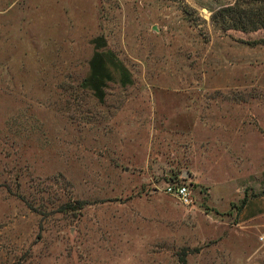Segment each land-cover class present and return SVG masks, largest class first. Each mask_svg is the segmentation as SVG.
Masks as SVG:
<instances>
[{
	"label": "rangeland",
	"instance_id": "obj_1",
	"mask_svg": "<svg viewBox=\"0 0 264 264\" xmlns=\"http://www.w3.org/2000/svg\"><path fill=\"white\" fill-rule=\"evenodd\" d=\"M232 3L0 0V264H264V29L213 27Z\"/></svg>",
	"mask_w": 264,
	"mask_h": 264
},
{
	"label": "trees",
	"instance_id": "obj_2",
	"mask_svg": "<svg viewBox=\"0 0 264 264\" xmlns=\"http://www.w3.org/2000/svg\"><path fill=\"white\" fill-rule=\"evenodd\" d=\"M211 14L213 27L222 30L252 32L264 29V0H232ZM264 44V39L261 40Z\"/></svg>",
	"mask_w": 264,
	"mask_h": 264
},
{
	"label": "built area",
	"instance_id": "obj_3",
	"mask_svg": "<svg viewBox=\"0 0 264 264\" xmlns=\"http://www.w3.org/2000/svg\"><path fill=\"white\" fill-rule=\"evenodd\" d=\"M163 192L177 200L183 206H188L192 203L190 191L184 184H166Z\"/></svg>",
	"mask_w": 264,
	"mask_h": 264
}]
</instances>
